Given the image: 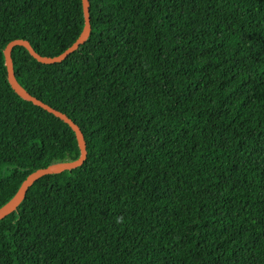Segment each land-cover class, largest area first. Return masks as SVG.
Segmentation results:
<instances>
[{
  "label": "trees",
  "instance_id": "obj_1",
  "mask_svg": "<svg viewBox=\"0 0 264 264\" xmlns=\"http://www.w3.org/2000/svg\"><path fill=\"white\" fill-rule=\"evenodd\" d=\"M64 62L13 50L19 84L82 130L83 166L0 222V264H264V0H89ZM82 0H0V208L75 161V132L19 97L4 50L70 48ZM67 228L39 250L28 244Z\"/></svg>",
  "mask_w": 264,
  "mask_h": 264
},
{
  "label": "water",
  "instance_id": "obj_2",
  "mask_svg": "<svg viewBox=\"0 0 264 264\" xmlns=\"http://www.w3.org/2000/svg\"><path fill=\"white\" fill-rule=\"evenodd\" d=\"M82 3H83L84 20H85L84 29L78 40L62 54L56 57H43L40 54H38L33 49L30 42L26 40H15L9 43L4 50L5 62L8 71V81L14 92L23 100L33 103L35 106L44 109L45 111L49 112L50 114H53L55 117L61 119L63 122L68 124L76 134L81 154L80 157L75 161L57 163L49 166L48 168L39 169L34 173H32L31 175H29L27 179L22 183L21 187L19 188L15 196L7 204H5L3 207L0 208V222L18 210V208L26 199L29 189L39 179L49 175H57L64 173L66 171L77 169L83 166L87 160L88 157L87 144L82 130L66 114L59 112L54 108L50 107L49 105L45 104L41 100H38L19 84L18 80L16 79V75L14 71V63L12 58L13 50L16 47H23L29 52V54L34 59H36L41 64L54 65L64 62L70 55L78 51L79 48L88 41L91 35L90 1L82 0Z\"/></svg>",
  "mask_w": 264,
  "mask_h": 264
},
{
  "label": "rangeland",
  "instance_id": "obj_3",
  "mask_svg": "<svg viewBox=\"0 0 264 264\" xmlns=\"http://www.w3.org/2000/svg\"><path fill=\"white\" fill-rule=\"evenodd\" d=\"M27 221L21 225L18 233H17V241L20 244V246L24 249H29V250H39L43 245L58 239L66 230L67 228V216L66 213H63L62 215V220H61V224L59 229L52 235L50 236H45L42 239H40L39 241H37L34 244H28L27 242V235L28 232L30 231L31 227L29 228V226L27 225Z\"/></svg>",
  "mask_w": 264,
  "mask_h": 264
}]
</instances>
